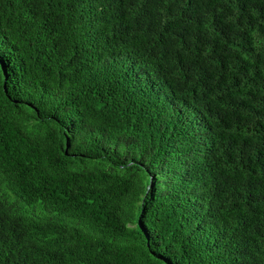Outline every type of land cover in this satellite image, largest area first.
Masks as SVG:
<instances>
[{"label":"trees","instance_id":"trees-1","mask_svg":"<svg viewBox=\"0 0 264 264\" xmlns=\"http://www.w3.org/2000/svg\"><path fill=\"white\" fill-rule=\"evenodd\" d=\"M0 264H264V0H0Z\"/></svg>","mask_w":264,"mask_h":264},{"label":"rangeland","instance_id":"rangeland-1","mask_svg":"<svg viewBox=\"0 0 264 264\" xmlns=\"http://www.w3.org/2000/svg\"><path fill=\"white\" fill-rule=\"evenodd\" d=\"M30 210L32 211L33 209L31 208Z\"/></svg>","mask_w":264,"mask_h":264}]
</instances>
